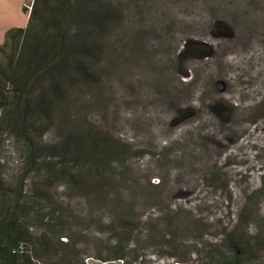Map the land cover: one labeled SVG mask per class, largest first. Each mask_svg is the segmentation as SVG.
<instances>
[{
  "label": "rangeland",
  "instance_id": "rangeland-1",
  "mask_svg": "<svg viewBox=\"0 0 264 264\" xmlns=\"http://www.w3.org/2000/svg\"><path fill=\"white\" fill-rule=\"evenodd\" d=\"M99 2L119 15L97 39L95 64L88 59L92 81L66 89L69 104L47 125L33 119L30 133L48 151L40 160L85 135L128 157L100 176L25 180L26 195H50L52 229L29 219L33 237L46 233L55 249L39 259L76 263L57 243L64 234L86 264H216L206 254L225 236L264 260V0ZM24 5L0 0V45L26 26ZM24 172L22 142L1 136L3 183L16 187ZM115 243L126 247L124 263L100 261Z\"/></svg>",
  "mask_w": 264,
  "mask_h": 264
},
{
  "label": "trees",
  "instance_id": "trees-1",
  "mask_svg": "<svg viewBox=\"0 0 264 264\" xmlns=\"http://www.w3.org/2000/svg\"><path fill=\"white\" fill-rule=\"evenodd\" d=\"M23 10L28 17L26 26L9 29L0 45V137L12 135L25 149V172L16 187L4 184L0 178V264H86L82 259L79 261L80 251L73 240L69 236L62 240L64 234L57 236L58 245L77 253L78 261L39 259L42 255L54 258L49 252L55 249L46 233L33 237L29 219L34 217L41 229H52L53 220L43 212H51L47 204L50 195L40 192L26 195L25 180L32 176L42 185H48L57 175L76 180L79 179L75 178L76 173L87 170L100 176L114 163L125 162L128 150L113 142H101L99 138L75 136L57 147L56 153H50L52 159L40 160L39 152L48 151L44 148L39 151L30 130H37L32 125L33 119L47 125L52 114L58 113L60 104L61 109L69 104L66 89L76 81H92L88 59L95 64L97 39L119 11L99 0H25ZM213 108L216 113L222 110L220 105ZM121 226L132 230L124 223ZM30 243L32 247H28ZM221 243L206 258L216 259V264H264V260L246 250L247 243L241 238L225 236ZM107 252L111 257L98 259L124 263L126 247L115 243Z\"/></svg>",
  "mask_w": 264,
  "mask_h": 264
},
{
  "label": "bare ground",
  "instance_id": "bare-ground-1",
  "mask_svg": "<svg viewBox=\"0 0 264 264\" xmlns=\"http://www.w3.org/2000/svg\"><path fill=\"white\" fill-rule=\"evenodd\" d=\"M241 37H242V36H241ZM248 37H249V36H248ZM239 49H240V48H239ZM239 51H240V50H239ZM226 82H227V81H226ZM222 83H224V82H222ZM230 84H231V83H230ZM229 86H230V85H229ZM228 88H229V87H228ZM247 95H248V92H247ZM250 97H251V96H250ZM250 99H251V98H250ZM251 105H252V103H251ZM249 106H250V105H249ZM252 106H253V105H252ZM243 107H244V106H243ZM250 107H251V106H250ZM252 108H253V107H252ZM242 109H243V108H242ZM245 111H246V110H245ZM246 112H247V111H246ZM246 112H245V113H246ZM250 112H251V111H250ZM253 113H254V112H253ZM236 114H237V113H236ZM249 115H250V114H249ZM238 116H240V115L238 114ZM238 116H237V117H238ZM246 116H247V114H246ZM244 118H245V117H244ZM248 118H250V117H248ZM240 119H243V118H242V115H241V118H240ZM245 119H246V118H245ZM239 121H240V120H239ZM244 121H245V120H244ZM234 122H235V121H234ZM241 122L243 123V120H242ZM241 122H240V123H241ZM249 122H251V121H249ZM231 124H232V123H230V124L228 125V127H230ZM233 124H235V123H233ZM233 124H232V125H233ZM236 125L238 126L237 123H236ZM236 125H235V126H236ZM238 127H239V126H238ZM241 127H242V126H240V128H241ZM244 127H245V126H244ZM232 128H234V127H231L230 129L232 130ZM245 128H246V127H245ZM228 129H229V128H228ZM228 129H227V130H228ZM235 129H236V128H235ZM238 129H239V128H238ZM241 129H243V128H241ZM249 129H250V128H249ZM247 130H248V129H247ZM254 130H255V129H254ZM235 131H236V130H235ZM242 131H243V130H242ZM256 132H257V131H256ZM236 133H237V132H236ZM236 133H235V134H236ZM254 133H255V131H254ZM233 134H234V133H233ZM239 134H240V133H239ZM252 134H253V133H252ZM235 136H236V135H235ZM238 136H239V135H238ZM213 138H214V137H213ZM234 138H236V137H234ZM237 138H238V137H237ZM220 144H221V143H220ZM223 145H226V144H222V146H223ZM219 146H220V145H219ZM224 147H225V146H224ZM221 149H222V148H221ZM212 150H213V149H212ZM212 150H211V151H212ZM214 154H215V153H214ZM214 154H212V155H214ZM212 155H211V156H212ZM207 157H208V156H207ZM213 157H214V156H213ZM213 157H212V158H213ZM228 157H229V156H228ZM231 158H232V155H231ZM206 159H207V158H206ZM206 159H205V160H206ZM208 159H210V158L208 157ZM232 159H233V158H232ZM227 160H228V159H227ZM234 160H235V159H234ZM207 161H208V160H207ZM239 161H240V160H239ZM204 162H205V161H204ZM235 162H236V161H235ZM240 162H241V161H240ZM240 162H239V163H240ZM201 163H202V162H201ZM213 163H215L214 160H213ZM203 164H204V163H203ZM209 164H210V163H209ZM215 164H216V163H215ZM198 165H200V164H196V165H194V166L197 167ZM224 165H225V164H224ZM224 165H223V166H224ZM230 165H231V164H230ZM203 166H204V165H203ZM211 166H212V164H211ZM220 167H221V166H220ZM201 168H202V167H201ZM225 168H226V167H225ZM194 169H195V168H194ZM196 169H197V168H196ZM196 169H195V170H196ZM198 169H200V168H198ZM235 169H236V168H235ZM222 170H223V169H222ZM239 170H240V169H239ZM248 170H249V169H248ZM249 171H250V170H249ZM249 171H247V172H249ZM224 172H225V171H224ZM241 172H244V171H241V170H240L239 173L242 174ZM236 173H237V172H236ZM233 174H234V173H233ZM237 174H238V173H237ZM244 174H246V173H244ZM247 174H248V173H247ZM249 176H250V175H249ZM240 177H241V176H240ZM242 177H243V176H242ZM237 178L239 179V177H237ZM248 178H249V177H248ZM241 179H242V178H241ZM243 179H245V178H243ZM240 181H241V180H240ZM246 181H247V180H246ZM242 182H243V181H242ZM242 182H241V183H242ZM247 182H248V181H247ZM249 182H250V180H249ZM167 190H168V189H167ZM136 191H137V190H136ZM142 193H143V192H142ZM163 193H165V192H163ZM140 200H141V199H140ZM147 202H148V201H147Z\"/></svg>",
  "mask_w": 264,
  "mask_h": 264
}]
</instances>
